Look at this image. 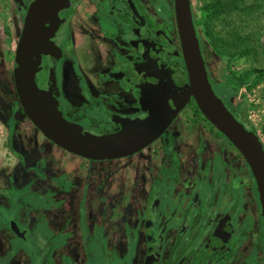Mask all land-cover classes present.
<instances>
[{"label": "flooded vegetation", "instance_id": "1", "mask_svg": "<svg viewBox=\"0 0 264 264\" xmlns=\"http://www.w3.org/2000/svg\"><path fill=\"white\" fill-rule=\"evenodd\" d=\"M161 1V7L154 10L157 16L150 12L144 0L78 1L61 31L57 46H53L55 49L51 56L55 98L62 113L64 103L71 107L94 108L103 122L113 124L114 127L109 131L118 127V123L111 118L112 114L128 117L145 114L138 102L139 96L143 98L140 92L142 88L125 85L120 78L115 77L124 69L125 63L141 61L144 52L133 44L138 35L133 32L132 25L120 19L116 13L129 15L141 30L150 33L155 41L164 43L154 30L158 28L178 48L172 2L167 6L166 0ZM82 2L85 4L82 12L85 20H71ZM167 9L170 11L169 17L166 15ZM65 11L62 10V13ZM60 23L61 20L57 24ZM77 26L87 29L78 47L73 43V32ZM101 49H104V54ZM172 61V57L163 59L160 56L157 61L149 63L147 69H153V74L159 76L164 67H172ZM178 63L182 64L180 60ZM43 69L46 70L41 64L38 79L41 88L47 86L42 76L45 74ZM129 77L132 81L137 80L132 78V72H129ZM140 80H147V76L144 74ZM187 103L178 112L186 108ZM90 111L84 109L83 112L95 114V111ZM189 114L187 119L196 121V115ZM0 120L4 122L1 116ZM5 120L7 146L11 148L15 160L8 162V166L5 162L2 166L0 164V264H261L260 229L250 235L253 242L247 244L244 227L236 223L243 208L241 202L246 183L244 174L239 171L242 172L246 165L224 136L213 150L202 143V136L198 133L195 135L198 143L192 145L189 144L190 135L181 130L169 129L170 120L165 130L150 142L153 147L148 151L145 161L137 153L146 145L129 154V157L138 155L137 159L129 161L131 177L129 189H126L129 195L119 194L129 202V215L123 221L129 226V231L120 244L113 242L108 246L102 236L108 227L105 222H110L111 227L121 233L123 227L117 214L119 205L123 208L124 203L117 201L116 205L113 204L114 211L106 213V198L102 199L101 217L96 220L98 237L94 241H87L83 237H88L89 226L84 214L78 223L82 226L81 235H78L82 240H63L61 233L51 238L52 225L46 219L48 214L41 215L36 210L39 206L29 198L39 190V180L46 182L44 158L40 155L37 156L39 159L35 158L36 161H29L30 157L26 153L28 145L23 151H17L12 128L8 129L7 126L8 120L13 126L12 112ZM43 137L49 144L52 142ZM32 139L35 140L33 136ZM43 143L36 144L35 140V152L43 147ZM231 150L235 157L232 160L243 167L227 173L228 159L224 153ZM32 162H35V166ZM43 168L45 171H42ZM154 177L158 178L155 185ZM152 188L157 204L148 236L144 211ZM16 191L22 200L17 198ZM88 204L92 207L93 201ZM99 206L96 203L95 210ZM225 216L228 221L224 220ZM38 223L41 229L34 231ZM254 240H257L258 246Z\"/></svg>", "mask_w": 264, "mask_h": 264}, {"label": "water", "instance_id": "2", "mask_svg": "<svg viewBox=\"0 0 264 264\" xmlns=\"http://www.w3.org/2000/svg\"><path fill=\"white\" fill-rule=\"evenodd\" d=\"M13 1L17 3L21 15V26L12 58V85L22 110L32 124L47 139L67 151L89 159L116 158L129 155L156 139L178 111L193 100L203 118L228 140L245 162L258 208L264 258L263 145L245 115L235 114L210 78L191 0H172L178 48L158 28L154 30L164 43L155 41L150 33L141 30L129 15L116 13L120 19L132 25L133 32L138 35L133 44L144 52L141 61L125 63L124 69L115 77L125 85L143 89L140 91L143 98L139 96L138 102L145 114L141 117L112 114L111 118L118 123V127L103 133H94L63 117L53 101L47 80L45 88L38 86L41 64L53 76V46H57L61 31L79 0ZM62 10L66 11L62 13ZM59 20L61 23L57 24ZM160 56L163 59L172 57L174 61L172 67H164L157 76L153 74V69L148 70L147 67ZM129 72L137 80L129 79ZM144 74L147 80L142 81L140 78ZM153 190L149 193L144 211L148 236L157 204ZM224 220L228 221V217L225 216ZM11 225L16 231L12 221Z\"/></svg>", "mask_w": 264, "mask_h": 264}, {"label": "rangeland", "instance_id": "3", "mask_svg": "<svg viewBox=\"0 0 264 264\" xmlns=\"http://www.w3.org/2000/svg\"><path fill=\"white\" fill-rule=\"evenodd\" d=\"M147 6L149 7L150 12L157 16L155 13V9L161 7L160 3L161 0H144ZM168 3L171 4L172 0H166ZM202 0H191L192 7L197 12L196 6ZM253 0H246V2L251 3ZM258 4L255 7H252L246 11H237L223 15L219 19L213 22V27L218 34H221L227 38L237 36L238 40L241 43V46L247 44L250 48V51L242 54V55H232V56H221L216 53L206 42L205 38H202V45L205 46L203 50L206 64L208 67V71L210 76L212 77L215 83H226L229 85H236V91L230 96V101L232 104L237 102H242L244 105V115L249 122V124L254 128L256 134L260 138L263 150H264V76L260 78L258 81L253 82V74L249 77L239 80L237 77L233 75L239 74L251 67H264V0H255ZM167 17L170 16V11L167 9L166 11ZM21 26V17L17 11L16 2L13 0H0V80L5 78L12 84V76H11V67H12V58H13V51L15 47V43L17 40V36ZM228 48L231 50L237 49V47L229 46ZM45 80H47V84L51 86V94L53 101L57 109L61 112V110L57 106V100L55 98V80L54 74L46 70L45 74H42ZM99 101V100H98ZM63 108V117L66 119L79 123L85 126L87 129L94 133H103L109 131V129L113 126L112 123H108L109 121L103 122L100 118L101 116L98 115L96 109L94 108H85V106H70L64 103ZM10 106L12 109V116H13V126L12 131L15 138V149L17 151H23L29 146L28 152H26L32 161L34 156H40L41 151L44 149L46 151H57V146L52 142L49 144L48 140H45L42 133L36 129V127L32 124V122L28 119L20 105L12 96H7L5 89L0 84V116L1 118L5 119L7 116L6 107ZM85 110H91L90 112H94L95 114H87L83 112ZM190 111L188 108H183L178 114L175 116V119L169 124V129L174 131L181 130L182 133H186L190 135V142L189 144L196 145L198 140L196 141L195 135L198 133L200 134L202 143L206 147H211L214 149V146L217 144L218 140H222L223 135L218 132L213 126L209 125L204 120H196L192 121L191 119H187L189 117ZM61 114V115H62ZM114 127V126H113ZM200 131V133H199ZM209 131V132H208ZM7 128L4 124L1 125L0 123V164L5 162L6 166H8V162H12L15 160V156L13 155L11 148L7 145ZM32 136L36 140L37 143H43V147L40 150L35 152L34 142L35 140L32 139ZM26 142H29L26 144ZM200 143V142H199ZM153 143L146 145L144 148L139 151V157L142 155L144 161L147 158V153L149 150H152ZM154 150V149H153ZM234 151H229L224 153V157L228 159L226 164L227 173H231L240 170L242 164L238 166L237 161H233ZM134 154L133 156L128 157L125 159H121L122 157L110 158L112 163H115L117 167L120 165L121 160L124 162L119 168L115 169L114 172L107 175L108 177H112L113 182H115L114 193L119 195L120 193H127L126 189H129V177L131 174L129 172V161L133 159H137L138 155ZM203 155V154H202ZM28 160V159H27ZM32 165L35 166V162H32ZM46 166V165H45ZM108 166V165H107ZM107 166L103 167V172L108 174L109 168ZM218 166H221L220 164ZM46 169V168H45ZM42 170V169H41ZM42 171H45L44 168ZM240 174H244L246 178V183L244 186V196L241 202L243 206L242 210L239 212L237 216V224L244 227L246 232V242L252 243L251 234L257 233L259 231L258 225V209L257 204L255 201V195L252 189V185L247 180V176L249 174L247 168H245L242 172L239 171ZM156 178V179H155ZM45 181L47 185L50 183H55V185L60 184V180H56V178L52 175L45 174ZM158 178L154 177L153 182L154 185L157 183ZM45 182L43 180L38 181V189L34 192L29 198L34 201L39 208L36 209L41 215L49 214L55 209L53 208V197L49 191H44ZM123 185V186H122ZM126 185L128 188H126ZM3 186V185H2ZM43 186V187H42ZM120 187H123L122 191H117ZM129 191V190H128ZM108 191L103 188L102 194H105ZM17 198L21 199L19 192L16 191ZM129 195V193H127ZM86 197L88 195L84 194ZM106 198V197H103ZM24 201V200H23ZM25 202V201H24ZM85 207V208H84ZM77 209V208H76ZM81 210L88 211L90 207L87 204H83L80 208ZM92 210V209H91ZM247 217H250L249 225H244V221ZM79 221L81 218L79 216ZM38 226L33 230L37 231L40 230V223L37 224ZM125 225V222L123 223ZM81 225L74 223V224H67L64 227L59 229L60 231H65L66 236H71L76 234L75 231L81 230ZM72 231L74 233H72ZM57 232L52 230L51 228V238L55 236ZM79 235H81L79 233ZM83 235V234H82ZM85 240L91 241L92 235L86 236L83 235ZM259 245L257 240H254V243ZM260 262L264 264L263 252L261 250L260 253Z\"/></svg>", "mask_w": 264, "mask_h": 264}, {"label": "crops", "instance_id": "4", "mask_svg": "<svg viewBox=\"0 0 264 264\" xmlns=\"http://www.w3.org/2000/svg\"><path fill=\"white\" fill-rule=\"evenodd\" d=\"M84 6V2L80 3L77 6V14H73L71 20H85L82 14V12L85 10ZM86 30L87 29L85 26H77L75 31L73 32V43L76 47L82 44L81 42L83 41V33ZM101 53H105L104 49H101ZM0 123L3 126L5 124L1 120ZM56 149L57 151H46L44 149L40 154L41 158H44V164L46 165L45 174L52 175L56 178V180L61 181L59 185H55V183L53 182L49 185H47V183L45 182L44 185V191H49L54 198L53 208L55 209V211L49 213L48 215L46 214L48 223L52 225L53 230L56 229L59 231L60 227L65 226V223L71 225L74 223L78 224L79 216L84 214V219L89 223V226L87 228L88 236H93L91 241L96 240L98 237V233L96 231V225L98 222L96 223V220L101 217L99 213H101L102 208L100 207H102L103 205L102 191L104 188L108 191L105 194V201L107 203L105 208L106 213L114 211L113 206L116 205L117 201H121L124 203L123 208L119 205V213L117 214L121 219L123 227L122 232L120 233V231H117V228L113 229L110 222H105L106 227H108L105 228L106 232H102L104 241L108 246L113 242H117L120 244L121 241L125 240L127 232L129 231V226H123V221H125L126 216L129 215V202L127 203L126 200H123L120 195L114 193V190H116L115 182H113L112 177H108L107 175L114 172L115 169L119 168L121 163L117 167V165H115V163H112L110 159H89L73 152L64 150L63 148L58 146ZM36 157L37 155L34 156L33 160L36 161V159L38 158ZM126 158L121 159H125L126 161ZM104 166H107L106 168H109L108 174L106 172H103ZM122 190L123 187L117 189V191ZM83 193L88 196L86 197L85 195H83ZM89 201H93L92 207L88 204ZM82 202L84 206L85 204H87L88 207H90L88 211H83L80 209L82 206ZM96 203H99L100 206L95 210L94 206ZM58 231L56 232L63 235V240H82V238L78 236L80 231H75L76 234L71 236L64 235L63 232L65 231ZM72 233L74 232L72 231ZM87 241H89V239Z\"/></svg>", "mask_w": 264, "mask_h": 264}, {"label": "trees", "instance_id": "5", "mask_svg": "<svg viewBox=\"0 0 264 264\" xmlns=\"http://www.w3.org/2000/svg\"><path fill=\"white\" fill-rule=\"evenodd\" d=\"M167 4L165 3V5L170 6L169 3ZM257 4L258 2H255V0H253L251 3L246 2V0H202L199 4L194 6L195 8H197V12L192 7L194 21L197 26L198 32L201 36L205 38L208 45L219 55L227 56V57L232 55H242L250 51L248 45L245 44L241 46V43L238 40L237 36L227 38L221 34H218L213 27V22L225 14L237 12V11L240 12L246 11L252 7H255ZM227 45L233 46L234 48L237 47V49L231 50L230 48H228ZM202 49L204 50L205 46L202 45ZM42 72L46 73V70L43 69ZM252 74L254 77L253 82L258 81L260 78L264 76V67L256 66V67H251L239 74L233 73V75L237 77L239 80L245 79ZM210 78L212 79L211 76ZM0 84L5 89L7 96H12L15 100L17 99L14 90L12 88V85L9 83L7 79L5 78L1 79ZM213 84L217 89V91L219 92V94L221 95L222 99L225 101L227 105L230 106V108L235 112V114H237L238 116L244 115L243 103L237 102L235 104H232V102L230 101V96L236 91L237 86L235 84L229 85L222 82L215 83L214 81ZM186 108H188L191 113L196 115V120H205L193 100L188 101ZM6 111L8 113V118H9L12 111L11 107L7 106ZM7 126L8 129L12 128L11 122L9 120ZM250 127L253 130V132H255L254 128L251 125ZM237 153L239 154L238 151ZM248 180L251 183L250 175L248 176ZM252 189H253V185H252ZM257 221L259 224V216ZM249 223H250V217H247L244 221V225L245 226L249 225ZM259 229L261 235L260 226Z\"/></svg>", "mask_w": 264, "mask_h": 264}]
</instances>
